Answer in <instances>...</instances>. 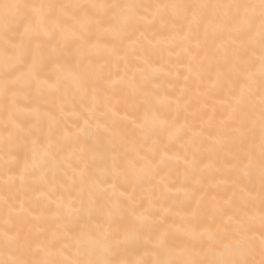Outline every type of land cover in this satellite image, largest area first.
Masks as SVG:
<instances>
[{
  "label": "bare ground",
  "instance_id": "bare-ground-1",
  "mask_svg": "<svg viewBox=\"0 0 264 264\" xmlns=\"http://www.w3.org/2000/svg\"><path fill=\"white\" fill-rule=\"evenodd\" d=\"M2 2L39 4L42 0ZM103 2L149 5L171 0ZM145 15L150 17L149 13ZM23 30L21 25L20 32ZM128 32L132 39L121 41L109 32L94 31L92 43L83 48L80 41L58 45L56 39L49 40L46 53L53 48L56 51L46 56L40 90L33 87L19 98L24 106L16 114L19 131L8 145L0 139V233L7 228L18 233L22 242L30 240L34 247L47 245L54 237L57 248L73 246L80 228L97 234L109 229L105 205L107 199H119L124 207L134 205L148 216L140 239L123 244L120 256L134 264L141 259L152 261L153 250L166 238L167 244L176 249L172 258L179 260L187 247H200L199 241H190L185 234L186 219L194 209H199L196 223L214 230L234 211L229 202L238 205L253 187L247 178H239L235 169L252 138L243 143L235 129L245 112L253 107L259 110L260 85L257 73L251 96L236 105L244 84L236 71L233 51L238 40L220 31L205 36L203 25L189 29L179 19L141 21L130 25ZM137 39L140 43L133 44ZM240 55L248 58L242 51ZM77 66L89 69L86 92L75 87L67 74V68ZM256 66L258 61L253 71ZM5 119L0 101V137ZM66 130L68 139H64ZM50 143L54 152L59 147L60 163L33 169V156ZM254 147L258 155V134ZM106 150L121 157L125 153L129 158L147 156L151 173L135 183L117 179L104 171L100 153ZM80 172L84 173L83 183ZM95 183L106 190L107 198H98L89 216L88 192ZM82 187L81 219L73 228L66 215L67 206L74 203L81 208ZM255 187H259L258 179ZM118 226L122 232L119 220L111 230ZM260 234L257 222L253 227L257 261ZM4 258L6 254L0 250V259Z\"/></svg>",
  "mask_w": 264,
  "mask_h": 264
},
{
  "label": "snow or ice",
  "instance_id": "snow-or-ice-1",
  "mask_svg": "<svg viewBox=\"0 0 264 264\" xmlns=\"http://www.w3.org/2000/svg\"><path fill=\"white\" fill-rule=\"evenodd\" d=\"M145 13H149L150 17ZM167 19L183 20L189 29L193 25H203L205 36L210 31H220L238 40V47L233 51L237 60L236 71L243 77L244 84L235 99L237 106L244 102L246 96H251L258 73L259 110L253 107L245 112L235 129L243 143H249L248 137L252 138L250 146L237 159L235 169L238 177L247 178L253 187L248 189L247 195L241 198L238 205L229 202L234 211L214 230L211 227L201 228L196 223L199 209L193 210L186 219L188 227L185 234L190 241H199L200 247L197 248L195 244L187 247L184 258H172L176 249L170 247L165 238L153 250L155 258L152 261L141 259L135 264H264V0H221L217 3L171 0L149 5L109 3L103 0H90L87 3H51L42 0L39 4L0 0V101L6 114L4 134L0 139L8 145L19 131L16 114L24 108L19 98L26 96L33 87L40 90L46 56L56 51L53 48L46 53L49 40L56 39L58 45L69 40L80 41L83 48L92 43L94 31L96 34L109 32L121 41L131 40L128 32L130 25L141 21L164 22ZM21 25H24L22 33ZM15 34H19V38ZM132 43L139 44L140 41L132 40ZM241 51L248 56L246 60L241 57ZM256 61L258 66L253 71ZM241 64L245 67H240ZM66 71L74 86L86 92L89 69L80 70L77 66V69L67 68ZM257 134L258 155L254 147ZM69 136L66 130L64 139ZM52 148L50 143L41 154L34 155L31 167L41 169L49 164L58 166L59 147L55 152ZM100 158L105 162L106 173L117 179L123 177L126 182H138L151 173L147 156L137 154L136 158H129L125 153L121 157L114 151L106 150L100 153ZM92 159H96L95 153ZM141 160L144 161L143 165ZM63 163L68 161L64 160ZM78 175L83 183L84 173ZM76 178L74 174L73 182ZM256 179L259 181L258 189L255 187ZM83 196L82 187L79 194L81 208H76L74 203L67 206L66 215L73 228L81 219L79 214L83 208ZM100 197L107 198V192L95 183L93 190L88 192L89 216ZM147 219V214L138 212L136 206L124 207L119 199H107L105 221L109 229L97 234L80 228L75 233V244L61 248H57L55 237L47 245L37 244L34 247L30 240L22 242L18 233L14 234L5 228L0 233V250L6 254V258L0 259V264H134L120 256V248L123 244L140 239ZM117 220L123 224L122 232L119 226L115 231L111 230ZM257 222L261 228L259 261L255 259L257 245L253 236V227Z\"/></svg>",
  "mask_w": 264,
  "mask_h": 264
}]
</instances>
